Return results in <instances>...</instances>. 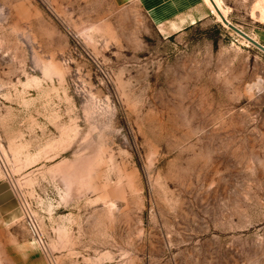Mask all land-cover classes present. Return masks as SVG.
<instances>
[{
	"label": "rangeland",
	"instance_id": "374dc122",
	"mask_svg": "<svg viewBox=\"0 0 264 264\" xmlns=\"http://www.w3.org/2000/svg\"><path fill=\"white\" fill-rule=\"evenodd\" d=\"M220 1L0 0V264H264V0Z\"/></svg>",
	"mask_w": 264,
	"mask_h": 264
},
{
	"label": "crops",
	"instance_id": "0c3cea01",
	"mask_svg": "<svg viewBox=\"0 0 264 264\" xmlns=\"http://www.w3.org/2000/svg\"><path fill=\"white\" fill-rule=\"evenodd\" d=\"M117 2L127 0H116ZM130 3L135 0H128ZM150 19L162 29H185L206 17L205 0H136ZM18 205L6 182H0V222L11 225L18 216Z\"/></svg>",
	"mask_w": 264,
	"mask_h": 264
},
{
	"label": "bare ground",
	"instance_id": "6f19581e",
	"mask_svg": "<svg viewBox=\"0 0 264 264\" xmlns=\"http://www.w3.org/2000/svg\"><path fill=\"white\" fill-rule=\"evenodd\" d=\"M206 1L214 9V13L216 14V16L218 17L219 20H221V17L219 15V11L222 12L226 16L225 10L221 5L220 0H206ZM260 9H261L262 18H264V6H260Z\"/></svg>",
	"mask_w": 264,
	"mask_h": 264
},
{
	"label": "water",
	"instance_id": "95a60500",
	"mask_svg": "<svg viewBox=\"0 0 264 264\" xmlns=\"http://www.w3.org/2000/svg\"><path fill=\"white\" fill-rule=\"evenodd\" d=\"M224 22L226 24H228L231 28H233L234 30H236L237 32H239L242 36H244L245 38H247L250 42H252L253 44H255L258 48H260V49H262L264 51V46L263 45H261L260 43H258L254 39H252L251 37L247 36L245 33L241 32L240 30H238L237 28H235L225 18H224Z\"/></svg>",
	"mask_w": 264,
	"mask_h": 264
}]
</instances>
